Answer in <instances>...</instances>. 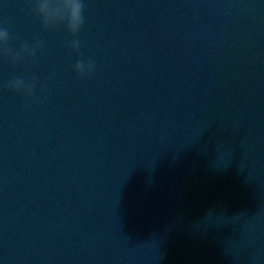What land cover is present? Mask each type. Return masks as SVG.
Segmentation results:
<instances>
[{
    "label": "water",
    "instance_id": "obj_1",
    "mask_svg": "<svg viewBox=\"0 0 264 264\" xmlns=\"http://www.w3.org/2000/svg\"><path fill=\"white\" fill-rule=\"evenodd\" d=\"M83 4L0 0V264H264V0Z\"/></svg>",
    "mask_w": 264,
    "mask_h": 264
},
{
    "label": "clouds",
    "instance_id": "obj_2",
    "mask_svg": "<svg viewBox=\"0 0 264 264\" xmlns=\"http://www.w3.org/2000/svg\"><path fill=\"white\" fill-rule=\"evenodd\" d=\"M30 10L40 19L42 27L45 29H55L63 26L73 39L68 42V48L72 52H78L81 41L78 37L85 18L83 15V0H28ZM10 33L7 27H0V54L9 57L13 63L23 61L25 58L35 57L38 48L42 47V41H35L29 45L21 44L19 50L9 46ZM95 70L93 61L77 60L74 71L80 77L90 76ZM45 84H40L44 88ZM6 87L24 95L34 98V91L37 87V77L30 79L14 78L7 82Z\"/></svg>",
    "mask_w": 264,
    "mask_h": 264
}]
</instances>
